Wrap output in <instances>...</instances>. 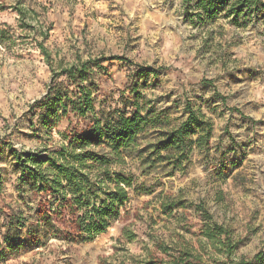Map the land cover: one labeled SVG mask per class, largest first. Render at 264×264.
<instances>
[{"label": "rangeland", "instance_id": "374dc122", "mask_svg": "<svg viewBox=\"0 0 264 264\" xmlns=\"http://www.w3.org/2000/svg\"><path fill=\"white\" fill-rule=\"evenodd\" d=\"M232 1L206 15L199 0H0V230L2 213L28 212L11 150L45 152L68 127L64 121L51 136L32 129L51 85L64 82L73 97L62 70L102 64L85 83L99 115L124 111L127 100L152 113L122 150L124 164L113 166L132 187L105 234L12 250L0 264H146L149 252L161 256L158 244L210 262L207 223L231 231L239 242L234 260L264 253V17L234 18ZM188 105L212 123L209 146L160 161L152 146L186 121Z\"/></svg>", "mask_w": 264, "mask_h": 264}, {"label": "trees", "instance_id": "16d2710c", "mask_svg": "<svg viewBox=\"0 0 264 264\" xmlns=\"http://www.w3.org/2000/svg\"><path fill=\"white\" fill-rule=\"evenodd\" d=\"M226 2L199 0L198 7L209 15L224 7ZM17 10L24 15L23 10ZM227 14L234 18L248 14L264 17V1L233 0ZM40 48L49 60L46 49L42 45ZM94 68L105 70L99 61L62 70L57 75L65 78L68 85L75 86L71 92L73 97L64 88V82H60L51 85L46 96L35 105L39 110L37 122L32 125L35 132L43 128L51 136V131L57 130L64 121L68 122L66 130L57 131L61 139L58 145L45 152L16 154L11 150L12 162L15 161L19 169L16 189L28 212L10 209L8 213H2L1 259L12 250L46 247L51 239L71 246L93 241L108 231L129 200L132 180L122 172L114 171L113 166L124 164L122 150L134 142L152 113L144 116L137 100H127L124 111L99 115L94 109V93L85 85L88 71ZM128 108H131L130 112ZM185 113L188 115L186 121L161 133L152 146L151 155H157L160 161L168 160L170 154L185 157L193 145L209 146L212 123L190 105L186 106ZM74 119L76 127H73ZM197 134L198 138L192 140ZM162 152L167 155L162 156ZM25 195L28 196L25 198ZM203 218L210 220L206 212ZM202 233L215 250L212 261H204L200 253L189 249L176 251L158 244L157 253L161 256L149 252L152 258L146 264H264V253L250 260L244 257L234 260L239 242L234 241L231 231L223 226L207 223Z\"/></svg>", "mask_w": 264, "mask_h": 264}]
</instances>
